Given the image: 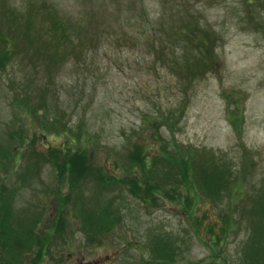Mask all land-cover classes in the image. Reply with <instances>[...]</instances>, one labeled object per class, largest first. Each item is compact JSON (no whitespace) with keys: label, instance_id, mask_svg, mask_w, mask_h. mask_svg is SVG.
<instances>
[{"label":"rangeland","instance_id":"obj_1","mask_svg":"<svg viewBox=\"0 0 264 264\" xmlns=\"http://www.w3.org/2000/svg\"><path fill=\"white\" fill-rule=\"evenodd\" d=\"M55 43L59 53L48 58ZM0 45L15 47L0 62V156L14 160L0 162V194L15 196L16 219L31 218L26 209L39 210L38 231L59 209L53 197L68 191L45 160L64 144L75 152L87 147L88 162L97 167L115 161V154L125 161L143 137L151 156L161 138L229 161L243 144L254 164L244 193L264 182V0H0ZM44 89L50 91L42 98ZM41 100L46 113L34 108ZM169 114L176 119L171 128L160 117ZM35 165L30 184L21 186L20 175ZM81 184L93 204L98 185L93 177ZM124 195V221L100 243L87 241L67 203L63 232L42 258L37 248L29 251L26 264H157L149 260L148 230L181 253L160 264H239L244 226L213 248L221 260L207 250V215L220 227L227 198L215 205L190 194L199 208L188 207L181 188L174 200L147 211ZM239 198H233L238 206Z\"/></svg>","mask_w":264,"mask_h":264},{"label":"trees","instance_id":"obj_2","mask_svg":"<svg viewBox=\"0 0 264 264\" xmlns=\"http://www.w3.org/2000/svg\"><path fill=\"white\" fill-rule=\"evenodd\" d=\"M58 25L59 22L54 20L51 23L53 28ZM14 50V46L8 50L6 45H0V62H3V57L11 55ZM58 53V45L55 43L51 44V50L46 53V56L49 58L57 56ZM19 90L21 95H26V89L23 86L19 87ZM49 91L50 89L42 90L40 93L42 98ZM46 107L42 100L34 106L36 111L43 110L44 113H46ZM160 117L163 126L168 128L174 126L176 119L170 120V114ZM51 122L56 124L55 120L51 119ZM237 122V120L231 121L234 129ZM136 137L140 138V134ZM153 138L156 142L159 140L157 135ZM160 140L157 154L154 156L149 153L151 146L143 137L136 144V149L129 152L125 161L115 154V161L112 160L111 163L107 160L102 167L88 162L87 147L79 148L78 152L70 151V147L65 144V147L52 148L49 151L50 159L45 156V160L52 164L57 180L66 183L67 194L62 196V192L59 191L60 198L53 197L54 202L57 200L59 209L54 213L51 224L44 223V226L40 228L44 231L36 229L39 221L31 213V218L16 219L14 217L12 202L15 196L9 190L0 194V264H26L24 258L34 248H37L42 258L43 251H46L56 234L63 232L66 211L62 208L65 209L67 203L80 224V230L86 234L87 241L90 243L91 239H95L100 243V236L111 232L124 221L120 207L124 206L127 200L125 191L131 197L141 201L143 207L150 211L152 206L159 204V201L174 200L181 188L187 191L188 207L199 208L198 202H192L191 195H194L196 200L198 197L199 200L202 194L215 205L223 203L225 198L228 199V211L218 215L222 221L220 227L211 221L210 215H207L209 221L207 237L210 236L207 241V250H210L211 259L221 260L223 253L213 252V248L223 245V239L227 241L231 233H237L244 226L245 239L239 249L238 263L264 264V182L252 185L249 194L244 193L243 187L254 168L251 159H248L251 154L246 147L240 144L237 160L229 161L222 153L216 155L215 152L192 146L180 148L176 142ZM0 157L4 162L8 160V156ZM118 160L124 162L118 163ZM120 167L123 168V173ZM32 170L36 172L37 165L26 168L20 175L19 181L24 183L34 173ZM90 177H93L99 191L97 198L92 197L90 200L93 204L85 200L81 189L83 180ZM109 193H111L110 196H108ZM237 194H240V206L233 202ZM233 211L239 212L240 216L234 218ZM145 236L150 249L149 260L160 264L163 260L172 262L175 256L177 258L181 256V253H175L174 245L163 235L148 230ZM197 237L204 242V236L201 233L197 232ZM224 261V264H228L226 259ZM31 263L38 264L37 261ZM185 264H198V262Z\"/></svg>","mask_w":264,"mask_h":264}]
</instances>
